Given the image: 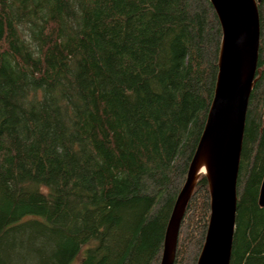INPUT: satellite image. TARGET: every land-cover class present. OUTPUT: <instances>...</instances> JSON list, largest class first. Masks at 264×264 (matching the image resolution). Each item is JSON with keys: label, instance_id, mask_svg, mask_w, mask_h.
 Listing matches in <instances>:
<instances>
[{"label": "trees", "instance_id": "1", "mask_svg": "<svg viewBox=\"0 0 264 264\" xmlns=\"http://www.w3.org/2000/svg\"><path fill=\"white\" fill-rule=\"evenodd\" d=\"M229 264H264V0ZM209 0H0V264H159L213 99ZM202 175L173 264H196Z\"/></svg>", "mask_w": 264, "mask_h": 264}, {"label": "water", "instance_id": "2", "mask_svg": "<svg viewBox=\"0 0 264 264\" xmlns=\"http://www.w3.org/2000/svg\"><path fill=\"white\" fill-rule=\"evenodd\" d=\"M260 0H209L221 28L213 99L167 223L159 264H173L181 222L203 175L209 218L196 264H229L237 207V177L250 94L257 79ZM258 203L264 207V177Z\"/></svg>", "mask_w": 264, "mask_h": 264}, {"label": "rangeland", "instance_id": "3", "mask_svg": "<svg viewBox=\"0 0 264 264\" xmlns=\"http://www.w3.org/2000/svg\"><path fill=\"white\" fill-rule=\"evenodd\" d=\"M260 43V42H259ZM260 45V44H259Z\"/></svg>", "mask_w": 264, "mask_h": 264}]
</instances>
